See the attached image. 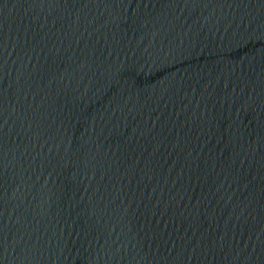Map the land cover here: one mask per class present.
<instances>
[{"label": "water", "instance_id": "1", "mask_svg": "<svg viewBox=\"0 0 264 264\" xmlns=\"http://www.w3.org/2000/svg\"><path fill=\"white\" fill-rule=\"evenodd\" d=\"M0 264H264V0H0Z\"/></svg>", "mask_w": 264, "mask_h": 264}]
</instances>
